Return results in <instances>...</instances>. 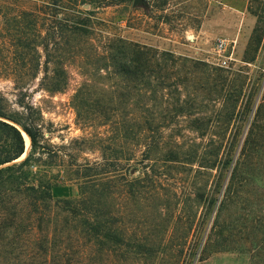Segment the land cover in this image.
Returning <instances> with one entry per match:
<instances>
[{
	"label": "trees",
	"instance_id": "trees-1",
	"mask_svg": "<svg viewBox=\"0 0 264 264\" xmlns=\"http://www.w3.org/2000/svg\"><path fill=\"white\" fill-rule=\"evenodd\" d=\"M17 2L0 3V82L15 97L0 91V264H205L226 252L264 264V92L255 104L248 69L112 36L95 27L87 1L66 18L57 0L36 13ZM248 9L257 16L250 64L264 0ZM71 68L82 78L71 101L77 125L93 132L57 146L33 97L66 93ZM242 122L247 129L232 127ZM17 125L31 151L4 167L26 151ZM69 150L99 157L67 161ZM61 158L83 180L77 199L53 195L65 180L48 172Z\"/></svg>",
	"mask_w": 264,
	"mask_h": 264
},
{
	"label": "rangeland",
	"instance_id": "rangeland-1",
	"mask_svg": "<svg viewBox=\"0 0 264 264\" xmlns=\"http://www.w3.org/2000/svg\"><path fill=\"white\" fill-rule=\"evenodd\" d=\"M54 1L56 0H18L17 4L27 13H36V10L44 12L47 3ZM57 1L64 7L59 10L60 18L72 17V9L81 1H87L91 4H86L83 8L95 12L93 18L95 27L112 36L189 57L213 68L235 72L247 68L254 83L251 84L248 93L253 94L255 104L261 99L264 92V37L256 60L250 64L244 62L257 23V16L248 9L250 0H133L125 3H122L123 0H110L119 5L105 8L98 4L104 0ZM163 2L167 4L164 8H159ZM9 3L8 5H12V1ZM26 31L35 33L34 27H29ZM220 39L228 41V55L231 57L228 68L219 66L215 55V46ZM253 53L254 51H251L249 57H252ZM81 81L77 69L71 68V82L66 93L53 97L47 94H34L33 101L43 109L45 125L52 131L53 145L73 146L74 140L91 137L93 131H83L77 125L76 114L71 106L72 97ZM37 84L38 81L33 83L31 90L36 91ZM0 91L9 93L10 103L14 104L15 97L10 94L13 91L10 82H0ZM16 108V105H13V109ZM235 126L248 128L243 122L232 125ZM5 143V136L0 135V150ZM26 151L29 155L31 147ZM69 152L71 157H66L65 160H76L78 163L84 162L83 159L95 161L99 157L97 152L86 151L83 154H77L74 150ZM26 157L27 154L16 163L4 167L20 164ZM61 161L62 158L55 159V166L48 172L49 175H60L61 179L65 180L53 190V195L56 199H77L83 180H75L72 173L68 174L67 168L60 167ZM205 264H250V258L226 252L210 256Z\"/></svg>",
	"mask_w": 264,
	"mask_h": 264
},
{
	"label": "built area",
	"instance_id": "built-area-1",
	"mask_svg": "<svg viewBox=\"0 0 264 264\" xmlns=\"http://www.w3.org/2000/svg\"><path fill=\"white\" fill-rule=\"evenodd\" d=\"M215 55L218 65L223 68H228L231 57L228 55V41L224 39L218 40L215 46Z\"/></svg>",
	"mask_w": 264,
	"mask_h": 264
},
{
	"label": "bare ground",
	"instance_id": "bare-ground-1",
	"mask_svg": "<svg viewBox=\"0 0 264 264\" xmlns=\"http://www.w3.org/2000/svg\"><path fill=\"white\" fill-rule=\"evenodd\" d=\"M24 137H25V141H26V149L28 150L31 147V141H30L29 137L25 133H24ZM23 157H25V155H23Z\"/></svg>",
	"mask_w": 264,
	"mask_h": 264
},
{
	"label": "water",
	"instance_id": "water-1",
	"mask_svg": "<svg viewBox=\"0 0 264 264\" xmlns=\"http://www.w3.org/2000/svg\"><path fill=\"white\" fill-rule=\"evenodd\" d=\"M137 1H138V0H137ZM17 126H18V125H17ZM18 128L22 131V133H25V134L28 136V134H27V133H26V132H25L20 126H18ZM28 137H29V136H28ZM29 138H30V137H29ZM25 154H27V156H28L27 151H25L24 155H25ZM22 157H23V156H22ZM22 157H21V158H22ZM21 158H20V159H21ZM26 158H27V157H26ZM20 159H19V160H20ZM17 161H18V160H17ZM17 161H15L14 163H16ZM14 163H13V164H14Z\"/></svg>",
	"mask_w": 264,
	"mask_h": 264
}]
</instances>
